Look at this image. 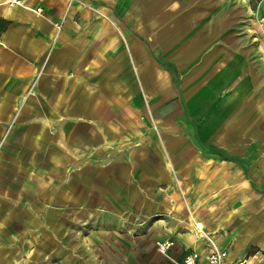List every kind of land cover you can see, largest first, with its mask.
Masks as SVG:
<instances>
[{
	"label": "crops",
	"instance_id": "crops-1",
	"mask_svg": "<svg viewBox=\"0 0 264 264\" xmlns=\"http://www.w3.org/2000/svg\"><path fill=\"white\" fill-rule=\"evenodd\" d=\"M6 2L0 264H88V247L72 236L78 213L50 208L57 199L96 203L81 218L118 217L127 228L132 216L171 212L175 234L159 239L175 240L174 258L209 250L193 218L227 251L223 264H264V0ZM179 95L195 107L193 135L147 129L137 111ZM137 115L146 128H135ZM171 167L183 181L207 170V201L193 181L199 205L190 213L167 195Z\"/></svg>",
	"mask_w": 264,
	"mask_h": 264
},
{
	"label": "rangeland",
	"instance_id": "rangeland-1",
	"mask_svg": "<svg viewBox=\"0 0 264 264\" xmlns=\"http://www.w3.org/2000/svg\"><path fill=\"white\" fill-rule=\"evenodd\" d=\"M171 73L174 77L176 76L173 68H171ZM142 112H145V115H147V129L153 131L163 130L173 134L176 131H184L192 136L193 132L197 130L196 121H193V118H195V107L187 105L180 95L173 99H161L160 103H156L155 105L147 104V111L139 110L137 114ZM145 123L146 119L144 115L140 117L137 115L134 126L135 128H146ZM80 144H83V141H79L75 146H79ZM204 144L207 146L206 143H203V145ZM75 146L71 154L73 180L77 177L81 158V153ZM56 168V183H61V187H57V193H59L62 191V183L65 177L63 155L59 158L57 157ZM169 174L171 176L170 182L172 185L169 184V187H166L167 195L169 198L173 199V202L175 198L181 202L183 201L182 203L185 211L190 213V210L197 209L199 205L197 200L192 202V195H194L196 191L194 185H192L193 181L197 184H204V186H202L203 188H201V195L205 198L204 201H207L208 178L206 169L200 171V174L196 172L193 180L192 176L189 175L188 178H186L187 180L183 181L172 167L169 168ZM205 202L203 203L204 205L201 206L202 209L206 207L207 203ZM34 205L36 208L37 203H34ZM38 205L39 209L48 208L47 201L39 202ZM49 206L50 208L54 207L59 210L72 208V211L78 213L76 219H72V225L75 226V229L72 231V236L75 238L73 241L77 243L80 242L82 238V245L85 243L84 247H88V252L91 255L88 264H172L166 258L160 256L158 252H156L157 250L155 247V242L159 237L174 236L175 234L170 231L176 218L171 212L168 213V216H162L152 212L153 216L149 218L132 216L129 218L131 225L127 228L122 226L118 217H101L99 214L98 216H93L91 219L81 218V211L99 210L98 207H100V205H96V203L85 202L82 204L77 201L65 203L62 199H57L55 202H50ZM105 208L110 210V207ZM171 211L174 213L176 210L172 207ZM98 213L99 212H96L95 215ZM103 215L110 214L107 213ZM182 221L183 223L186 222V217H184ZM198 222L200 224L203 223L201 221ZM180 232L185 231L180 230ZM203 233L208 235L206 231H203ZM249 252H252V249Z\"/></svg>",
	"mask_w": 264,
	"mask_h": 264
},
{
	"label": "built area",
	"instance_id": "built-area-1",
	"mask_svg": "<svg viewBox=\"0 0 264 264\" xmlns=\"http://www.w3.org/2000/svg\"><path fill=\"white\" fill-rule=\"evenodd\" d=\"M74 1V0H72ZM21 0H7L6 4L8 7L20 5ZM36 15H41L42 8L36 7L35 9ZM60 24H55V28L60 29ZM196 231L199 235H197L196 231L194 232L199 238L203 239L206 245L209 247V250L206 252H200L198 250H191L185 253L180 258H174L171 255L172 249L176 246V242L171 237H164L158 239L155 242V247L157 252L170 261L172 264H223L225 258L227 257V251L224 249H220L213 238L208 234L204 235L202 233L203 226L201 224H195Z\"/></svg>",
	"mask_w": 264,
	"mask_h": 264
},
{
	"label": "bare ground",
	"instance_id": "bare-ground-1",
	"mask_svg": "<svg viewBox=\"0 0 264 264\" xmlns=\"http://www.w3.org/2000/svg\"><path fill=\"white\" fill-rule=\"evenodd\" d=\"M189 222L192 224V225H195L196 224V222L194 221V219L193 218H190L189 219ZM202 233H203V231H202ZM198 234V233H197ZM204 234V233H203ZM199 235V234H198ZM205 235V234H204ZM244 262H240L239 264H243Z\"/></svg>",
	"mask_w": 264,
	"mask_h": 264
}]
</instances>
